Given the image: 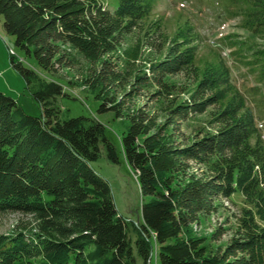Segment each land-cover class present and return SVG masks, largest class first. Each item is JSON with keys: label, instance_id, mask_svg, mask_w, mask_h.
I'll use <instances>...</instances> for the list:
<instances>
[{"label": "trees", "instance_id": "16d2710c", "mask_svg": "<svg viewBox=\"0 0 264 264\" xmlns=\"http://www.w3.org/2000/svg\"><path fill=\"white\" fill-rule=\"evenodd\" d=\"M208 1L248 33L223 39L264 88V0ZM155 4L118 0L109 11L102 0H0L3 29L21 55H10V65L41 112L29 116L0 93V213L28 218L0 236V264H149L154 249L159 264H264V141L249 106L258 89L237 87L218 55L200 67V37L189 21L172 37L158 24L144 31ZM146 50L154 56L147 62ZM75 55L96 112L121 121L118 143L102 122L69 117L57 104L74 98L54 76ZM179 75L187 85L171 80ZM139 96L145 102L124 112ZM209 108L190 135L179 132ZM103 153L136 176L138 225L119 214L109 183L92 167ZM236 194L243 204L234 223L197 235L199 219ZM226 232V244L214 245Z\"/></svg>", "mask_w": 264, "mask_h": 264}, {"label": "rangeland", "instance_id": "374dc122", "mask_svg": "<svg viewBox=\"0 0 264 264\" xmlns=\"http://www.w3.org/2000/svg\"><path fill=\"white\" fill-rule=\"evenodd\" d=\"M102 3L109 11H113L117 7L118 0H102ZM186 20L189 21L200 37L197 57L200 67L204 62L211 61L218 55L229 65L232 80L237 87L241 90L258 89L250 93L253 98L258 100H256L258 102L257 105L249 102V106L256 113L260 133L264 135L263 85L258 84L249 71L240 65L239 57L235 54L236 52L230 53V51H234L229 46L230 42L223 39L227 35H233L230 38L231 40H247L249 35L239 28L238 19L227 18L213 1L156 0L154 10L145 21L144 28L142 29L147 31L151 27L155 28V25L158 24L164 35L172 37ZM137 32L138 30H135L124 38L123 48L127 47L134 40ZM252 40L256 43H261L259 40ZM10 55H14L17 60L21 59V55L15 47L14 37L4 31L2 19L0 18V93L12 98L25 114L32 117H40L39 106L32 100L25 89L22 77L10 65ZM148 58L153 59L154 56L146 50L143 59L147 62ZM28 63L32 62L29 60ZM85 71L86 66L84 62L76 55L75 61L70 68L58 69L57 74L54 76L55 80L64 85L65 90L74 98L60 97L57 99V104L63 114L69 117H94L102 122L106 127L108 138L112 142L118 143L119 133L122 128L121 121L114 118L112 112L104 114L96 112L99 103L91 93L80 85ZM171 80L177 86L188 84L180 75L172 77ZM185 98L186 96L183 97V99ZM144 102L145 98L139 96L136 100L128 101L123 111L128 112L131 108L139 106ZM212 109L209 108L206 114L200 116H189L188 120L180 124L179 132L185 136L190 135L196 127H199L205 121L208 112ZM259 125H262V127L260 128ZM92 167L96 173L109 183L119 214L128 222L138 225L140 223V203L142 198L136 176L124 163L118 166L110 164L106 160L104 153L92 164ZM217 202L220 206L216 212L200 218L198 225L193 226L196 234L200 237H209L212 231L219 227L228 228L230 224L234 223L233 217L234 215H238L239 209L243 204L242 198L238 194L231 196L229 199H219ZM21 220L26 222L28 218L18 213H0V236L12 234ZM229 238L230 232H226L214 245L224 246ZM136 264L142 263L137 259ZM149 264H159L155 249Z\"/></svg>", "mask_w": 264, "mask_h": 264}]
</instances>
